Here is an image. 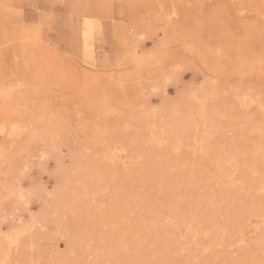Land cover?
<instances>
[{"label":"rangeland","instance_id":"1","mask_svg":"<svg viewBox=\"0 0 264 264\" xmlns=\"http://www.w3.org/2000/svg\"><path fill=\"white\" fill-rule=\"evenodd\" d=\"M0 264H264V0H0Z\"/></svg>","mask_w":264,"mask_h":264}]
</instances>
